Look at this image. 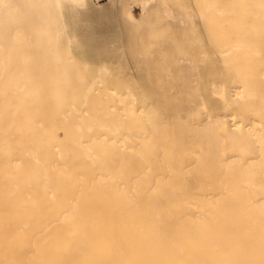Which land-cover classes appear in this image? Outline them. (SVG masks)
Wrapping results in <instances>:
<instances>
[{
	"label": "bare ground",
	"instance_id": "obj_1",
	"mask_svg": "<svg viewBox=\"0 0 264 264\" xmlns=\"http://www.w3.org/2000/svg\"><path fill=\"white\" fill-rule=\"evenodd\" d=\"M130 1L0 0L3 264H264V0Z\"/></svg>",
	"mask_w": 264,
	"mask_h": 264
},
{
	"label": "rangeland",
	"instance_id": "obj_2",
	"mask_svg": "<svg viewBox=\"0 0 264 264\" xmlns=\"http://www.w3.org/2000/svg\"><path fill=\"white\" fill-rule=\"evenodd\" d=\"M109 1L110 0H99L101 4L108 3ZM127 5L129 7V10L133 12L136 22L140 24V29L142 31L139 32V34L144 36L145 40L155 42V45L158 46L157 48L160 49L161 47H172L176 43V38H178L179 36V27L173 23V20L169 21L168 19L161 16L162 10L160 8L168 7L177 11L178 13H182L188 16V19L190 21L197 24L196 29L200 33L202 44L204 47L210 50L211 42L208 34L205 31V23L211 21V18L213 16V7L216 6L215 0H158L159 10H157L156 14H154L146 23L150 24V26L164 25L167 30V33L164 37H160L157 34H153L152 36L151 34L148 35V33L145 31L147 30L146 28H148L147 25H145V27H142L144 20L140 9V3L138 1L132 0L128 2ZM119 7L120 4L117 3L115 7L106 10L104 12V16L111 18L112 30L115 34H121V38L122 40H124L125 45V39L129 37V32L126 30L127 26L124 24L126 22L119 19ZM137 36L138 34L132 35V37L134 38H137ZM159 49H157L155 53H157ZM188 52L190 54H194V52L197 53L191 43H189L188 45ZM0 264H3V258L1 256Z\"/></svg>",
	"mask_w": 264,
	"mask_h": 264
}]
</instances>
